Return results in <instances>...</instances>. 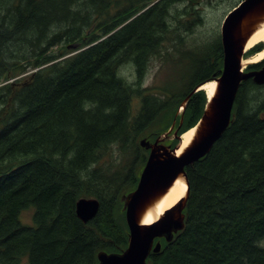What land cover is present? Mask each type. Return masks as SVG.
I'll return each instance as SVG.
<instances>
[{
	"label": "trees",
	"instance_id": "obj_1",
	"mask_svg": "<svg viewBox=\"0 0 264 264\" xmlns=\"http://www.w3.org/2000/svg\"><path fill=\"white\" fill-rule=\"evenodd\" d=\"M152 1L0 0V264H98L100 251L126 249L121 197L136 188L148 155L138 141L167 131L177 106L220 76L223 61L218 39L188 67L183 79L195 76L192 84L178 96L146 94L132 114L142 91L119 69L130 61L143 80L160 51V40L150 45L148 36L155 22L167 24L176 0L133 18ZM263 86L242 82L233 121L185 168V227L162 239L148 264H264V98H250ZM205 103L202 90L189 98L182 121L176 117L177 136L196 125ZM163 116L170 119L161 126ZM81 197L99 201L86 223L75 212ZM30 207L32 226L20 221Z\"/></svg>",
	"mask_w": 264,
	"mask_h": 264
},
{
	"label": "water",
	"instance_id": "obj_2",
	"mask_svg": "<svg viewBox=\"0 0 264 264\" xmlns=\"http://www.w3.org/2000/svg\"><path fill=\"white\" fill-rule=\"evenodd\" d=\"M263 21L264 0H243L225 16L220 30L223 52L221 74L213 79L215 92L207 99L203 113L194 126L195 134L181 154L176 155L181 136H178L179 142L174 147L166 143L170 140L173 124L168 132L153 142L145 138L139 140V146L149 151V154L136 188L121 197L129 230L128 245L119 253L100 251L97 254L98 264H148L149 255L160 251L161 239L170 242L184 228L183 211L189 195L185 168L206 156L233 121L232 109L239 85L249 79L256 84H264V66L245 71L244 68L252 62L243 64L248 41ZM204 83L199 84L184 99L182 110L189 97L200 90ZM176 133L177 130L173 134L174 138H177ZM179 176H183L186 182L184 197L155 221L142 223L146 210ZM98 208L99 201L95 198L81 197L76 202V213L83 222L93 219Z\"/></svg>",
	"mask_w": 264,
	"mask_h": 264
},
{
	"label": "rangeland",
	"instance_id": "obj_3",
	"mask_svg": "<svg viewBox=\"0 0 264 264\" xmlns=\"http://www.w3.org/2000/svg\"><path fill=\"white\" fill-rule=\"evenodd\" d=\"M238 1L239 0H198L191 4L187 0H176L175 4L169 10L170 14L167 18V24L163 25L161 22H155V24L159 26L155 28V35L151 37L148 36V43L152 45L154 39L160 40V51L159 55L150 58L147 69L142 71L146 73V77L139 81L137 79L135 67L130 61L123 64L119 69V74L124 80L132 84V87L137 88L136 91H142V97L133 99L132 114L136 113L139 107V100L146 96V94L163 97L165 96L163 94L164 92L168 96H178L185 86H189L190 83L192 84L195 81V76L192 79L189 77L183 79L184 75L187 73L188 67L191 70L190 65L193 59L199 58L204 54H209L210 47L214 45L218 39L220 40V28L223 18L237 5ZM128 22L129 21H126L121 24L118 26V29H114L102 39L119 30ZM146 23H148V21ZM166 27L169 28L166 29ZM146 28L147 24L144 25L142 30L144 31ZM145 45L148 44L146 43ZM71 47H73V45H71ZM255 54L257 53L248 55L244 58V61L245 59H250ZM200 67L201 65H199L197 72ZM20 77L21 76H19V78ZM13 80L14 79L10 81ZM204 93L205 97H207L205 91ZM250 98L258 99V101L262 100L264 98V86L256 88ZM173 102L174 101L170 104L172 105ZM179 109L176 114L182 112V107H179ZM169 119V116H163L160 125L163 126ZM173 120L174 118L171 119L170 124V127L173 124V129H168L167 131H178V128H174L175 122ZM160 134L162 135L163 133ZM143 138L147 139L145 135H143L141 139ZM169 139L170 140L166 142L168 144L172 141L173 134L170 135ZM113 157H116V153ZM32 217V207L20 213V221L25 225H33ZM23 264H26V260H23Z\"/></svg>",
	"mask_w": 264,
	"mask_h": 264
},
{
	"label": "bare ground",
	"instance_id": "obj_4",
	"mask_svg": "<svg viewBox=\"0 0 264 264\" xmlns=\"http://www.w3.org/2000/svg\"><path fill=\"white\" fill-rule=\"evenodd\" d=\"M116 29H118V27ZM259 43H262L264 45V21L257 27L255 32L253 33V35L249 39L246 49L248 50V49L254 47L255 45H257ZM222 58H223V55H222ZM262 58H264V48L262 51L258 52L257 54L252 56L250 59L249 58H248V60L245 59V61H243V64L250 63V62L254 63L255 61H260ZM145 77H146V74H145L144 78ZM241 84L239 85V88H240ZM198 85L199 84H197L195 87H193V89L188 94H190ZM256 85L261 86L260 84H256ZM239 88H238V91H239ZM201 89H203L206 92V95L208 96V98H210L215 92V82L212 81V82L204 83L202 85ZM238 91H237V93H238ZM236 97H237V94H236ZM236 97H235V100H236ZM195 130H196L195 127L189 128L185 133H183L181 135V142H180V145L178 146V149L176 150V155L181 154L182 151L189 145V143L191 142V140L195 134ZM140 174H141V172H140ZM140 174H139V176H140ZM185 174H186L187 183L189 184L188 175H187L186 170H185ZM185 192H186L185 179L183 178V176H179L173 182V184L168 188V190L161 197H159L146 210V212L144 213V215L142 217L141 222L144 224H149V223L155 221L160 215H162V213L164 211H166L167 209L171 208L176 203H178V201L182 197H184ZM76 215H77V213H76ZM77 217L81 221H83L78 215H77ZM84 223H86V222H84Z\"/></svg>",
	"mask_w": 264,
	"mask_h": 264
},
{
	"label": "flooded vegetation",
	"instance_id": "obj_5",
	"mask_svg": "<svg viewBox=\"0 0 264 264\" xmlns=\"http://www.w3.org/2000/svg\"><path fill=\"white\" fill-rule=\"evenodd\" d=\"M241 1H242V0H239V1L237 2V4H239Z\"/></svg>",
	"mask_w": 264,
	"mask_h": 264
}]
</instances>
